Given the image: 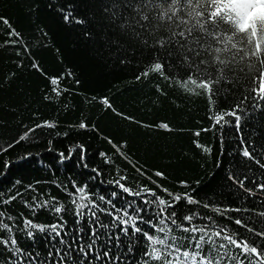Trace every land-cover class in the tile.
I'll return each instance as SVG.
<instances>
[{"label": "snow or ice", "instance_id": "obj_1", "mask_svg": "<svg viewBox=\"0 0 264 264\" xmlns=\"http://www.w3.org/2000/svg\"><path fill=\"white\" fill-rule=\"evenodd\" d=\"M81 3L85 5L83 16L78 9ZM59 11L66 24L83 26L85 38L123 53L130 50L138 54L142 70L135 81L154 83L157 92L165 96L169 88L205 97L211 123L194 130V137L202 132L218 135L221 154L226 140L230 144L238 140L228 150L233 158L232 166L225 169L229 187L242 190L235 192L241 202L257 197V189L264 190V143L257 144L243 131L251 126L253 114L259 112L264 117V0H75ZM0 22L7 26V36L19 38L4 43L20 44L31 55L29 45L10 19L0 15ZM15 51L19 55L21 49ZM30 67L47 76L35 57ZM14 76V72L7 74L9 79ZM67 76L74 77V73L69 71ZM61 79L49 77L53 86L50 91L55 95L46 92L45 100H56L69 91L61 87ZM99 100L105 114L111 110L135 120L118 111L109 97ZM223 102L228 106L223 107ZM57 124L56 120L45 119L25 126L27 130L18 138L6 147L0 146V154L28 141L36 129H56ZM68 127L99 133L114 151H99L97 156L102 160L96 163L83 142L68 145L66 155L65 150L55 149L49 138L47 151L56 153L58 165L43 158L36 162L50 171L66 164H75L81 170L76 177L67 176L68 183L51 180L66 194L63 199L50 191L41 192L36 187L40 180L24 185L15 179L11 188H0V264H264V192L259 193L258 206L249 208L219 199L213 202L210 194L201 196L188 179L178 180L183 190H176L148 174L128 149L127 139L117 142L100 133L97 124L83 114L78 123ZM154 127L174 130L166 121ZM233 131L236 136L231 135ZM54 135L67 137L69 131L57 130ZM193 143L211 156L213 146L200 139ZM39 156L28 151L15 161L4 160L0 178L14 163L23 166L31 162L29 158ZM125 163L156 187L130 177L128 168L122 167ZM256 166L261 182H256ZM216 167H220L219 160ZM152 171L155 177L169 179L164 171ZM245 181L253 186H246ZM194 183L199 186L201 181ZM103 185L107 188L101 189ZM12 188L16 189L14 193ZM27 190H31L30 198L24 195ZM13 201L28 209L30 216ZM41 210L52 219H35ZM40 241L44 242L43 249Z\"/></svg>", "mask_w": 264, "mask_h": 264}, {"label": "trees", "instance_id": "obj_2", "mask_svg": "<svg viewBox=\"0 0 264 264\" xmlns=\"http://www.w3.org/2000/svg\"><path fill=\"white\" fill-rule=\"evenodd\" d=\"M74 3L75 0H0V15L9 18L13 27L21 32L31 52L28 55L20 44H5V41L19 38L7 36V26L0 22V146L6 147L7 143L18 138L27 130L25 126L31 127L45 119L58 121L56 129H36L35 133L29 134L28 141L14 144L8 151L0 154V172L4 171V160L15 161L28 151L40 154L39 157L29 158L31 162L28 164L22 166L14 163L10 166L7 175L0 178V188H11L15 179L22 180L24 185L40 180L41 183L36 187L41 192L50 191L52 195L63 199L66 194L56 188L51 180L68 183L66 177H76L81 169L75 164H66L59 166L58 171H50L36 162L43 158L54 166L58 165L56 153L47 151L49 138L53 139V147L65 150L66 155L68 145L77 141L83 142L90 149V159L96 163L102 160L97 156L99 151H114L112 145L99 133L68 127L69 124L78 123L83 114L90 122L97 124L100 133L111 136L117 142L127 139L128 149L136 160L145 166L153 179L159 180L165 186L183 190L176 182L188 179L193 182L192 187L201 196L210 194L213 202L219 199L226 204L241 203V206L249 208L258 206L259 193L264 190L257 189V197H249L247 202H241L235 195L238 188H230L231 182L226 180L225 169L233 163L228 150L239 141L230 144L226 140L224 153L221 154L218 135L214 137L212 132H202L198 138L193 135L194 130L211 123L208 119L207 99L169 88H166L168 95L165 96L157 92L154 83L135 81L134 77L142 70V66L138 64V54L130 50L123 53L114 46L109 47L106 43L89 40L81 31L83 26L66 24L62 20L63 13L59 8ZM84 8L83 3L78 5L81 16L85 14ZM18 48L21 49L19 55L15 51ZM33 57L47 76L30 67ZM122 60L125 62L122 63ZM20 61L23 63L18 67ZM69 71L74 73V77L67 76ZM13 72L15 76L7 78V74ZM51 76H61V87H67L69 91L62 92L56 100L48 101L44 99L46 92L55 95L50 91L53 87L49 83ZM76 79L80 80L79 84L75 83ZM93 96L97 99L92 100ZM103 96L109 97L118 111L135 117V120L129 121L111 110L105 114L102 111L104 106L99 100ZM222 106L227 107V102H223ZM250 119L251 126L243 128L246 137L251 136L257 144L264 143V117L257 112ZM161 121L169 122L174 130L169 132L155 128ZM145 124L153 127H144ZM57 130H67L69 136L55 137ZM231 135L236 136L237 133L233 131ZM194 139L213 146L211 156L202 153L193 143ZM238 159L245 158L238 156ZM217 160L220 161L219 168L216 167ZM122 167L128 168L127 174L130 177L134 176L150 187H156L146 177H140L126 163ZM155 169L164 171L169 179L155 177L152 171ZM257 169L258 166L254 168L256 182H261V172ZM107 178L110 179L111 176ZM197 179L201 181L199 186L194 183ZM245 184L253 186L249 181H245ZM100 188H107V185ZM15 190L12 188V193ZM30 194L31 190L24 193L28 198ZM12 203L30 216V211L22 204L16 201ZM15 210L12 209L14 212ZM199 210L209 211L202 208ZM66 218L71 222L70 217ZM35 219L50 221L52 217L41 210V214ZM230 226L238 228L235 225ZM253 226L261 227L255 223ZM20 242L25 244L24 239ZM39 246L43 249L44 242L40 241Z\"/></svg>", "mask_w": 264, "mask_h": 264}]
</instances>
